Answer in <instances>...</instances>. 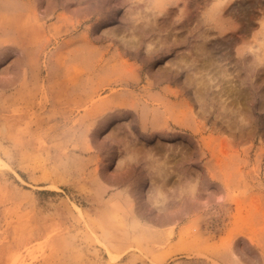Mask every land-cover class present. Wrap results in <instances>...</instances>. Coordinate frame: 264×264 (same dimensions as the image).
<instances>
[{"label":"rangeland","instance_id":"374dc122","mask_svg":"<svg viewBox=\"0 0 264 264\" xmlns=\"http://www.w3.org/2000/svg\"><path fill=\"white\" fill-rule=\"evenodd\" d=\"M264 0H0V264H264Z\"/></svg>","mask_w":264,"mask_h":264},{"label":"snow or ice","instance_id":"6c2138e0","mask_svg":"<svg viewBox=\"0 0 264 264\" xmlns=\"http://www.w3.org/2000/svg\"><path fill=\"white\" fill-rule=\"evenodd\" d=\"M262 62H264V61H262ZM117 264H120V262H119V261H117Z\"/></svg>","mask_w":264,"mask_h":264}]
</instances>
